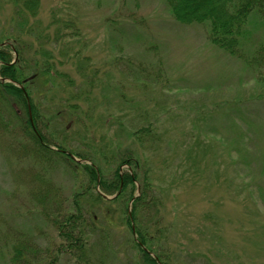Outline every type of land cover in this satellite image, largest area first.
Returning <instances> with one entry per match:
<instances>
[{
	"label": "rangeland",
	"instance_id": "374dc122",
	"mask_svg": "<svg viewBox=\"0 0 264 264\" xmlns=\"http://www.w3.org/2000/svg\"><path fill=\"white\" fill-rule=\"evenodd\" d=\"M14 16L1 1V35L23 31ZM37 18L33 35L22 37L28 52L40 62L50 55L52 70L73 83L57 76L34 101L44 119L64 115L70 140L75 133L82 144L132 145L159 198L161 231L152 229L151 250L167 264H264V82L244 59L264 43V6L250 18L243 58L212 44L203 25L174 20L164 0H41ZM68 19L77 33L65 28ZM91 83L89 97L68 101L73 112L65 98ZM50 121L47 131L62 129ZM14 132L0 135V264H10V228L32 231L44 247L60 244L38 205L46 184L37 174L64 204L83 182L64 165L20 158L23 141ZM126 205H89L95 228L86 264H142ZM149 217L135 225L149 230ZM59 264L82 263L64 252Z\"/></svg>",
	"mask_w": 264,
	"mask_h": 264
},
{
	"label": "trees",
	"instance_id": "16d2710c",
	"mask_svg": "<svg viewBox=\"0 0 264 264\" xmlns=\"http://www.w3.org/2000/svg\"><path fill=\"white\" fill-rule=\"evenodd\" d=\"M5 1L13 5L14 17L23 31L11 37L0 34V135L5 139L8 133L15 131V138L23 141L24 150L20 158L33 156L44 163L64 165L76 180L83 176L81 186L72 193L71 200L68 199L64 204L51 198V183H47V180L37 174L39 180L47 185L37 193L38 205L43 217L57 231L60 244L52 248L44 247L32 231L10 228L7 234L4 233L10 248V264H59L60 255L64 252L86 264L88 245L95 228V217L90 215L93 209L89 210V205H98L103 209L107 203L121 199H125L127 204V223L135 235L133 242L139 251L142 264H167L163 254L151 250L154 242L151 231H161L158 228L162 218H155L159 198L154 190L150 169L141 164L139 157L136 158L131 144L123 146L120 143L119 148L114 150L109 143L102 140L96 145L82 144L75 133L70 140V129L68 124L63 125L65 117L60 112L53 114V117L44 115V119L39 111V104L34 101L35 94L42 91V86L47 87L44 89L45 93L52 90L57 76L68 78L69 75L64 71L52 70L53 62L48 54L42 62L31 57L28 52L30 43L22 38L33 35L34 23H30V20L38 19L41 0ZM164 1L174 20L182 24L203 25L212 44L238 58L245 57L243 47L250 31V18L264 6V0ZM75 24L68 19L64 26L77 33ZM43 31L38 34L44 35L42 44L47 43L49 36ZM244 59L254 71V78L264 82V43L259 45L254 54ZM36 81L39 85L34 87L33 83ZM67 81L73 83L71 78ZM91 88L92 83L88 88L81 89L80 93L67 96L66 106L75 112V103L67 105L68 101L73 97L76 100L89 97L93 92ZM53 118L63 127L61 130L49 132L47 129ZM139 132L133 133V136ZM55 135H59V140L54 139ZM13 148L16 150L14 145ZM124 165H128V169H123ZM135 189H140L139 194L134 193ZM112 194L115 197L109 199L107 196ZM141 211L147 216L151 214L152 218H146L145 221L152 225L149 230L142 225H135L138 218L147 217L144 214L141 218ZM108 220L105 216L104 222ZM148 226L146 225L147 228Z\"/></svg>",
	"mask_w": 264,
	"mask_h": 264
},
{
	"label": "flooded vegetation",
	"instance_id": "af4514ba",
	"mask_svg": "<svg viewBox=\"0 0 264 264\" xmlns=\"http://www.w3.org/2000/svg\"><path fill=\"white\" fill-rule=\"evenodd\" d=\"M151 253H153V252H151ZM151 253H150V254H151Z\"/></svg>",
	"mask_w": 264,
	"mask_h": 264
}]
</instances>
